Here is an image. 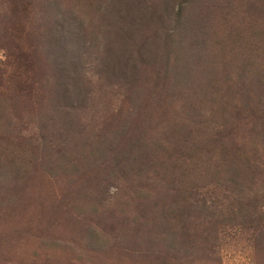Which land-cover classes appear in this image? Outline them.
I'll list each match as a JSON object with an SVG mask.
<instances>
[{
	"label": "rangeland",
	"instance_id": "rangeland-1",
	"mask_svg": "<svg viewBox=\"0 0 264 264\" xmlns=\"http://www.w3.org/2000/svg\"><path fill=\"white\" fill-rule=\"evenodd\" d=\"M185 1L61 0L56 15L44 0H0V89L20 103L15 130L65 108L63 65L88 77L74 104L83 122L133 106L150 115L151 144L150 164L129 159L107 182L51 163L23 178L1 202L0 264H264V0L187 4L193 22L171 42L168 15ZM125 61L129 82L103 73ZM83 184L97 186L98 210L76 206Z\"/></svg>",
	"mask_w": 264,
	"mask_h": 264
},
{
	"label": "trees",
	"instance_id": "trees-1",
	"mask_svg": "<svg viewBox=\"0 0 264 264\" xmlns=\"http://www.w3.org/2000/svg\"><path fill=\"white\" fill-rule=\"evenodd\" d=\"M44 1L48 8L53 7L56 10V15L65 13L61 7V0L55 2L51 0ZM197 1L187 0L182 2L175 7L177 11L173 10V13L171 12V17L168 15V20L171 18L172 24L164 33L166 39L172 42V39L174 40L172 36L175 32H178V35L181 34L180 32L184 34L183 29L187 27V23L193 22V14L188 12V16L184 17L182 11L187 4L192 6ZM53 36L54 33L49 38L52 39ZM97 39L98 35L95 34L93 40ZM182 40L184 43H188L185 39ZM191 42L195 44L192 40ZM178 51L182 53H176V60L177 55L185 52L184 47H178ZM198 53L185 54L189 57V62L193 63V59L204 60L202 57L204 55ZM54 60H57V57H54ZM124 60L128 61L130 57ZM127 61L121 64L123 69L119 70L110 65L109 68L103 70V73L106 71L107 78L121 73L123 82H129L128 69H133L136 65L131 64L129 66ZM76 70L77 67L73 69L63 65L58 67L59 75L56 83L58 86H62V91L55 87V94L62 101L67 100L64 103L65 108L58 109V115L55 113L37 114L35 129L27 132L29 129L26 127L24 130L27 133L15 130L16 120L19 117L18 113H20L18 109L20 103H15L12 100L13 92L11 90L0 89V129L5 128V131L0 132V206L5 197L11 199L14 195H17L16 190H18L19 182L28 177L33 171H37L42 164L51 163L55 164V167L64 166L66 170L76 174L81 172L83 167L87 168L90 173L102 174L98 175L96 184L105 180L107 182L113 173H117L120 169L125 174L128 168L123 163H127L129 159L134 163L144 161L143 165L150 164L151 144L145 142L148 131L142 129L144 123L149 122L146 116L150 115L133 113V106H131L126 110V113H118V116H113L108 121L105 120L97 128L89 126L88 123L83 122L79 107L74 105L76 102H83L80 96L86 97L91 91L88 89V77L83 72ZM40 88L41 86L38 87V89ZM54 101L57 102V98ZM36 102L39 105L42 100L38 99ZM10 108L12 111L8 112L7 109ZM70 141L75 142L78 147L73 150L70 149L67 144ZM79 147H83L84 151ZM86 174L84 170L79 174V177L81 178L82 175ZM86 178L85 181L88 182L89 180ZM106 182L100 187H105ZM136 190L141 194H146L141 188ZM82 195H84V198H82V201H78L76 206L82 209L85 208L86 211L88 209L98 210L103 198L100 196L97 186L87 188L83 184ZM81 222V225L87 227L88 230L90 226L86 225V221L82 220ZM94 236L98 239L97 235Z\"/></svg>",
	"mask_w": 264,
	"mask_h": 264
}]
</instances>
